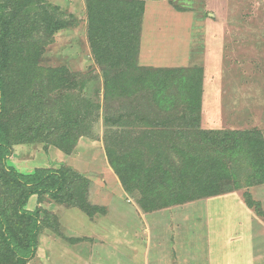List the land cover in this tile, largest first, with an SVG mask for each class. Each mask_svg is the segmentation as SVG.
<instances>
[{"label":"rangeland","instance_id":"rangeland-1","mask_svg":"<svg viewBox=\"0 0 264 264\" xmlns=\"http://www.w3.org/2000/svg\"><path fill=\"white\" fill-rule=\"evenodd\" d=\"M34 8L29 15L39 35L15 52L7 73L8 117L41 102L33 121L41 122L36 133L43 137L32 144H16L21 135L15 137L9 161L23 172L71 168L88 180L87 204L96 210L30 199L27 209L41 211L42 230L28 264H264V181L249 177L262 170L263 178L258 164L230 162L228 176L202 167L204 186L217 194L164 207L156 206L159 193H148L166 187L162 174L155 168L146 175L160 156L179 165L173 144L191 152V131L176 133V124L174 131L153 130L148 119L167 107L181 113L187 106L181 83L195 74L201 80L199 129L212 138L251 133L264 152V0H48ZM122 13L134 14L123 26ZM51 21L65 28L49 34ZM111 56L121 65L132 61L134 74L104 72ZM106 76L115 81L109 93ZM130 90L145 92L132 106L148 119L105 123L128 112L122 94ZM60 118L83 120L84 135L69 152L49 145L63 140L55 123ZM68 128L70 135L78 131ZM0 264H13L1 239Z\"/></svg>","mask_w":264,"mask_h":264},{"label":"trees","instance_id":"trees-1","mask_svg":"<svg viewBox=\"0 0 264 264\" xmlns=\"http://www.w3.org/2000/svg\"><path fill=\"white\" fill-rule=\"evenodd\" d=\"M47 1L3 0L0 6V239L7 254L13 259V264H28L36 255L38 235L42 230V219L39 209L33 211L27 209L29 201L33 197H36L38 200L47 197L58 205L78 208L85 213L96 210L87 204L88 180L71 168L58 166L57 168H35L23 172L18 170L13 162L9 161L13 153L12 147L15 144L13 139L15 137L21 135V138H18L19 142L16 144H32L37 141L36 138L43 137L41 133H36L41 128V122L33 121L34 115H41L43 109L41 102L33 99V108H29L28 104H26L24 109L17 114V117L13 119L8 117L7 99L9 98V90L7 73L13 64L12 62L15 61V52L19 51V48L27 42L35 39L36 34L39 35V28L33 23L34 18L31 14L29 15V11L36 9L34 7H39L43 2ZM28 15L30 16L29 20L27 19L28 17H25ZM133 15L124 16V13H122L120 16L122 26L124 23H127L126 20L132 21ZM110 16L112 17V13ZM95 17H97L96 19L101 24V15ZM101 25L105 24L102 23ZM63 28H65L63 24L51 21L46 25L45 31L52 34ZM107 43L108 47H110V42L107 41ZM124 52L127 55L130 54L129 41L126 43ZM102 65H104L105 68L103 70L106 73L112 70H122L123 75L131 70V73L134 74L131 69L134 68L133 62L128 59L122 61L121 65L114 56H111ZM105 79L106 92H112L113 87L111 86L115 81L108 76ZM116 79L121 78L118 77ZM128 79L132 82L133 76L128 77ZM187 79L188 82L181 83L182 89L187 92V96L184 94L185 99H183V104L187 103V106L181 113L171 114L169 107H167L155 119L150 121L142 115L138 108L132 106L134 104L132 103L133 98L137 99L139 95L144 96L145 92L130 90L126 95L122 94V102L125 104L124 107H129L127 108L128 112L122 113V116L106 117L105 123L108 122L109 124H117L119 126L121 123L125 125V120L130 121L135 118V120L141 121L148 119L150 126L154 128L153 130L169 128V131H174V124H176L178 128L177 131H174L176 133H182L183 129L191 131L193 144L188 149L191 152L178 150L173 144L174 149L177 150L176 153L179 159L181 158L179 165L168 162L167 159L160 156L159 159H154L159 163L156 162L154 167L147 170L149 172L146 175L149 176L153 169L158 168L154 173H161L162 175L158 179L167 184L166 187L155 186L148 192L156 197L159 193L160 203L162 204H157V207L182 205L194 202L200 197H208L211 194L216 195L217 192L212 190V187L206 188L204 186L200 178L203 172L202 167L206 166L212 170L214 175L222 172L228 176L226 165L230 162H238L241 159L245 163H256L261 169H264L262 142L251 133L230 132L221 134L219 138H212L208 132H202L199 129L201 80L197 74ZM154 98L159 102L162 99L159 95H154ZM136 105H138L137 102ZM125 117L126 119L124 120ZM75 119L72 121L69 118L66 120L60 118L59 122H55L58 131H60V128L63 129V132H60L61 135H58L63 140L55 138L54 143L49 144L50 146H54L63 152L71 150V146L69 148L68 145L76 144L77 140L84 135L82 130H85L82 127L83 120ZM36 122L40 124H36ZM73 125L77 127L78 131L70 135L71 131H69L68 127ZM128 125H131V121ZM88 128L89 126H87ZM158 133L161 134V131ZM171 134L176 135L175 133ZM65 143H68L67 146H65ZM111 146V143L106 144V152L110 156V159L112 153ZM45 149L47 148L45 147ZM114 162L110 160V164L115 170L116 175L121 178L122 176L119 170H117L119 168ZM260 175H263L262 170H258L254 176L251 175L249 177L262 183L261 181H264V176L259 179ZM158 179L155 180L157 181ZM152 181L154 183V180ZM250 182L253 183L252 181ZM236 183L239 184L238 182H233V185ZM160 191H164L162 198ZM141 207L144 209L142 203Z\"/></svg>","mask_w":264,"mask_h":264}]
</instances>
